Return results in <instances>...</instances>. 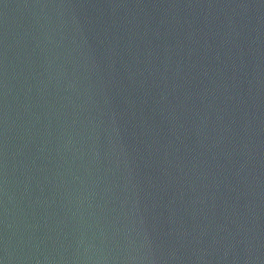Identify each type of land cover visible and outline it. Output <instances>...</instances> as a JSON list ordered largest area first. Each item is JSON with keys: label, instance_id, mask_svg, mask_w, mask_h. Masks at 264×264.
Listing matches in <instances>:
<instances>
[{"label": "water", "instance_id": "1", "mask_svg": "<svg viewBox=\"0 0 264 264\" xmlns=\"http://www.w3.org/2000/svg\"><path fill=\"white\" fill-rule=\"evenodd\" d=\"M0 264H264V0H0Z\"/></svg>", "mask_w": 264, "mask_h": 264}]
</instances>
